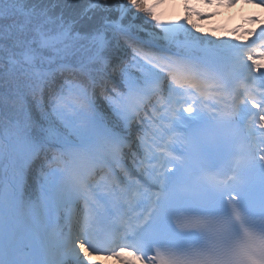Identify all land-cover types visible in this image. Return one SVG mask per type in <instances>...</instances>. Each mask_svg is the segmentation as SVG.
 Listing matches in <instances>:
<instances>
[{"label":"snow or ice","instance_id":"1","mask_svg":"<svg viewBox=\"0 0 264 264\" xmlns=\"http://www.w3.org/2000/svg\"><path fill=\"white\" fill-rule=\"evenodd\" d=\"M164 3L91 0L83 18L94 23L77 31L79 18L57 17L50 0H0V81H55L69 70L70 56L78 58L81 72L107 65L113 41L127 32L125 22L134 24L142 13L145 23L159 26L156 10ZM184 4L187 13L189 0ZM184 19L191 23L187 14ZM162 31L169 42L179 32L193 46L204 42L183 24ZM256 39L259 45L209 41L214 47L206 62L136 50V71L120 69L121 85L106 97L117 126L105 122L88 86L78 82H68L52 99L48 127L31 116H4L0 264H92L105 251L119 264H264V155L257 159L264 152V27ZM208 102L220 106L216 121L223 134L178 135L205 118ZM233 127L246 128L243 140L227 134ZM52 148L57 151L49 156ZM41 157L48 162L43 183L29 192L26 172ZM257 173L259 210L253 198ZM26 201L32 222L43 225L64 202L83 201L85 212L75 233L69 228L61 239L46 227L22 228L17 209ZM107 204L143 211L105 223L97 209ZM181 212L187 213L178 217L185 230L176 231L172 219ZM22 232L31 256L22 255Z\"/></svg>","mask_w":264,"mask_h":264},{"label":"trees","instance_id":"2","mask_svg":"<svg viewBox=\"0 0 264 264\" xmlns=\"http://www.w3.org/2000/svg\"><path fill=\"white\" fill-rule=\"evenodd\" d=\"M67 1L68 0H57V2H55V0H50L49 7L55 5L53 11L57 17L60 15H63L66 19L78 17L79 22L76 24L77 31H80L90 23H94V21L84 19L82 14L83 7H86L87 10L90 6L91 0ZM109 2L115 6L119 3V0H109ZM140 16L142 19L136 21L134 24L130 23V21H126L125 27L129 28L134 34L138 33L141 37L146 38V35L143 32H138L137 27L134 26L135 24L142 26L145 30L157 29L156 26L153 25V21H147V23H145L146 18H143L142 13ZM192 24V22L186 23V28L190 29L195 36L201 37L205 40L207 39V41L209 39L223 40L227 37L217 28H213L211 31L205 28H199V31H197L195 28H192ZM184 34V32L177 33L176 39L171 43L179 41ZM147 49L149 48L142 46L137 41L135 42L130 37L121 35L119 37V43L113 41L108 51L107 65H95L87 72H81L79 68H77L79 66L78 58L70 56L66 63L70 64L71 67L68 71H65L63 75L57 74L55 81H49L48 83L39 85L22 79L11 82L7 79L0 81V120H2L4 116H20L21 118L24 116H31L34 121L39 118L43 122L44 127H48L51 123V120L47 115L51 110V101L60 91L61 87L65 86L68 82H78L83 83L90 89L91 84L89 81L98 78L99 73L102 70H105L108 71V78L99 79L97 82L102 83V86L106 88L112 87L111 89H119L122 82L120 69L128 68L130 71L135 72L136 69L132 67V65L134 63L133 56L135 55L136 50L141 51ZM98 87L99 86L96 85V89ZM89 93L94 98L97 111L99 115L105 119V122L108 123L109 126L119 125L120 122L118 118L111 113L108 102L105 104L102 100H98L96 95H93L95 94L93 91H89ZM53 143H55V141H53ZM56 151L57 149L52 148L48 151V155L52 156ZM47 168L48 162L43 157L33 162L30 169L26 172V184L29 192L35 193L39 190L43 183L44 174L45 171H47ZM2 174L3 170L0 168V176H2ZM34 199L35 197H33V200ZM25 203L30 206L27 201Z\"/></svg>","mask_w":264,"mask_h":264},{"label":"rangeland","instance_id":"3","mask_svg":"<svg viewBox=\"0 0 264 264\" xmlns=\"http://www.w3.org/2000/svg\"><path fill=\"white\" fill-rule=\"evenodd\" d=\"M59 1H62V0H59ZM151 1L152 0H149V2H151ZM169 1H171V0H169ZM197 1H199V2L201 1L202 3L208 2V0H197ZM55 2H57V0H55ZM202 3H200V4L202 5ZM178 8H179V4H177V3L176 4L175 3H167V4L162 5L161 7H159L157 9V14L161 17H165L167 21L172 20V19H175L180 14ZM202 8H204V7H202ZM248 10L253 11L254 9L250 5L245 6L244 9H241L240 7L238 8L237 5H233V7L226 10L228 12V14L226 16L225 15H222V16L217 15V14H215V12L211 11V15H207L206 17H211L212 15H214L212 17L213 19H216L218 21H222V19H223V21H222L223 27L225 28V30L230 31L232 33L230 42L238 43V44H242V45H251V42L253 40H252V38H250L246 35V30L249 27L250 21H248L247 17L244 15V13ZM85 11H86V7H83L82 14ZM238 11L240 14L238 13ZM263 13H264V10H263ZM237 23H239V25H241L240 28H237V26H235ZM172 25L173 24L170 23V26H172ZM134 26H136L139 30L145 32V30L143 29L142 26H139L137 24H135ZM165 26H169V24L166 23L165 21H161L157 30L147 29V31H148L147 36L150 37L149 39L154 41V42L164 40L163 39L164 32L162 31V28ZM219 27H220V25H219ZM237 36L241 37L240 40L236 39ZM203 40H205V39H203ZM180 43L182 44V46L187 45V42L183 41V40H181ZM204 43H206V42L204 41ZM253 46H255V45H253ZM161 56H165V55L161 54ZM210 57H211V50L209 51L208 55L205 56L204 58L209 60ZM245 59H246V57H245ZM200 60L201 59H198L197 61H200ZM202 60H204V59L202 58ZM17 214H18V217L20 219V222H24V220H26L28 222V226L29 227L31 226L34 230L35 229H41L42 230L44 228L43 226H45V225L40 224L38 222L37 223L32 222V208H31V206H27L26 204L20 205L17 209ZM56 231H57V228L54 229L53 232H49V231H47V232L49 233V235H55L56 236ZM112 260H115V259L113 257L111 258L109 256L108 257H104V256L100 257L97 255H94L92 257V264H109L112 262Z\"/></svg>","mask_w":264,"mask_h":264},{"label":"bare ground","instance_id":"4","mask_svg":"<svg viewBox=\"0 0 264 264\" xmlns=\"http://www.w3.org/2000/svg\"><path fill=\"white\" fill-rule=\"evenodd\" d=\"M255 14L258 15V19L255 20V21H252L250 23V26L248 27V29L246 31V34L249 33V32L252 33L251 35H249V34L248 35H249V37H252L253 40H255V38L259 34V31H260L261 27H264V20L262 19V14L259 13V12H255ZM255 14H250V15H255ZM262 71H264V69H262ZM255 74L256 73H254V75ZM107 75H108V71L102 70L99 73L98 78H96V79L94 78V79H91L89 81V83L91 84V87H90L89 91H93L95 93L93 95H96L98 100H102V101L105 100L106 97L108 95H110L111 91L113 90V89H111L112 87L111 88H106V87L102 86V83L97 82L99 79L108 78ZM96 85L99 86L97 89H96ZM212 103L213 102H208L206 105H204L203 111H204V114H205V118L202 121H204L206 118L213 117L216 114V112H218V109H220V106H217L216 108L212 107ZM255 111H256V109H255ZM185 115H187V113H185ZM171 167L172 166L169 165V168H171ZM173 170H175V169H173ZM152 191H154V190H152ZM76 203L77 202H73L71 204H76ZM112 210L113 211H118L119 208H115L114 207V208H112ZM97 211H98V209H97ZM102 211H103V209H102ZM98 212L100 213V211H98ZM100 214L102 216L103 213H100ZM21 226L25 230H27L29 228L28 222L26 220H24V222H21ZM26 243H28V241L25 239L24 233L22 232L20 240H19V246H20L21 249H23L22 255L27 257V256H31L32 255V250L30 248H25L24 247ZM110 264H114V262L110 263Z\"/></svg>","mask_w":264,"mask_h":264}]
</instances>
